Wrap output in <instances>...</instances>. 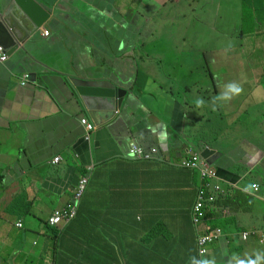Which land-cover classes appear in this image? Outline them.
<instances>
[{
    "label": "crops",
    "instance_id": "1",
    "mask_svg": "<svg viewBox=\"0 0 264 264\" xmlns=\"http://www.w3.org/2000/svg\"><path fill=\"white\" fill-rule=\"evenodd\" d=\"M36 1L49 19L0 62V264H204L219 229L210 264H264V0ZM73 79L127 90L115 117L95 125ZM232 81L242 94L216 100ZM207 148L224 193L198 230L203 181L181 163ZM86 174L76 217L49 226Z\"/></svg>",
    "mask_w": 264,
    "mask_h": 264
},
{
    "label": "water",
    "instance_id": "2",
    "mask_svg": "<svg viewBox=\"0 0 264 264\" xmlns=\"http://www.w3.org/2000/svg\"><path fill=\"white\" fill-rule=\"evenodd\" d=\"M49 13L36 0H11L6 10H0V47L7 56L15 54L47 22ZM72 88L81 105L89 112L92 121L98 114H105L108 121L115 117L123 105L127 90L111 81L73 79ZM96 111V112H92ZM215 151L207 148L201 156L214 166Z\"/></svg>",
    "mask_w": 264,
    "mask_h": 264
},
{
    "label": "built area",
    "instance_id": "3",
    "mask_svg": "<svg viewBox=\"0 0 264 264\" xmlns=\"http://www.w3.org/2000/svg\"><path fill=\"white\" fill-rule=\"evenodd\" d=\"M44 36H49V31L45 30ZM8 56L4 53L3 48L0 47V62H5ZM30 80L28 75L22 76L21 85L25 86ZM81 125L86 130L85 139L88 140V136L95 130L94 124L87 118H82L80 121ZM159 150L153 148L145 150L137 145L131 146L127 156L129 159L138 160H155L158 158ZM61 161L60 157L53 159L52 164L56 165ZM181 167L189 169L195 172H199L202 178V185L199 188L197 202L194 207L193 221L198 230L204 225L206 221L208 210L211 206H214L219 199V196L224 193L223 187L220 184H215L214 181L219 179L218 171L212 167L206 160H203L199 154H193L191 157L183 160ZM93 171V166L88 168V173ZM89 183L88 174L82 176L79 179L75 193L71 201L67 204L64 209L55 210L52 215L48 218V224L51 227H59L63 224L70 223L77 215L78 204L87 188ZM260 190V186H256V191ZM17 227L22 228L23 224L19 222ZM223 234L222 230H216L211 233L199 236L198 244L200 248V254L202 257H207L210 254V245L218 241ZM250 233L243 235L244 240L247 241L250 238ZM207 264H210L209 262Z\"/></svg>",
    "mask_w": 264,
    "mask_h": 264
},
{
    "label": "clouds",
    "instance_id": "4",
    "mask_svg": "<svg viewBox=\"0 0 264 264\" xmlns=\"http://www.w3.org/2000/svg\"><path fill=\"white\" fill-rule=\"evenodd\" d=\"M48 31V30H47ZM50 34V32H49ZM243 92V87L241 84L232 81L229 82L220 92V94L216 97V100L228 102L231 101L234 97L239 96ZM197 107H202L205 104V101L202 98H197L195 101ZM93 122V121H92ZM94 123V122H93ZM153 149V148H152ZM201 156L200 153H197ZM202 158V156H201ZM203 159V158H202ZM213 167V166H212ZM88 172V170H87ZM251 187H256L255 185H252ZM211 248V245L209 249ZM210 255V254H209ZM209 257V256H207ZM211 263V262H210ZM204 264H207V261H205ZM248 264H257L256 261H249Z\"/></svg>",
    "mask_w": 264,
    "mask_h": 264
},
{
    "label": "rangeland",
    "instance_id": "5",
    "mask_svg": "<svg viewBox=\"0 0 264 264\" xmlns=\"http://www.w3.org/2000/svg\"><path fill=\"white\" fill-rule=\"evenodd\" d=\"M192 11H193V10H190V9H189V13H190V14L192 13ZM198 29H200V28H198ZM248 29H250L249 26H248ZM229 33H233V30L230 31ZM219 37H220L219 35H217V36H216V35H213V38H212L210 41H208V42L206 43V47H207V46H212L213 43H216V41L219 39ZM148 41H149V38H148ZM51 215H52V214H51ZM19 222L22 223V221H19ZM19 222H18V223H19ZM22 224H23V223H22Z\"/></svg>",
    "mask_w": 264,
    "mask_h": 264
},
{
    "label": "trees",
    "instance_id": "6",
    "mask_svg": "<svg viewBox=\"0 0 264 264\" xmlns=\"http://www.w3.org/2000/svg\"><path fill=\"white\" fill-rule=\"evenodd\" d=\"M86 173H87V172H86ZM84 176H85V175H84ZM85 191H86V190H85ZM84 193H85V192H84ZM83 195H84V194H83ZM220 196H221V195H220ZM220 196H219V197H220ZM82 197H83V196H82ZM81 199H82V198H81ZM80 201H81V200H80ZM218 201H219V199H218ZM218 201L216 202V204L218 203ZM79 205H80V202H79V204H78V207H79ZM78 207H77V208H78ZM77 210H78V209H77ZM47 223H48V221H47ZM48 225H49V224H48ZM199 254H200V249H199ZM200 256H201V254H200ZM201 259H202V261H203L202 263H205V261H207V263H208V262H209V263L211 262L209 257H205V258H204V257L201 256Z\"/></svg>",
    "mask_w": 264,
    "mask_h": 264
}]
</instances>
